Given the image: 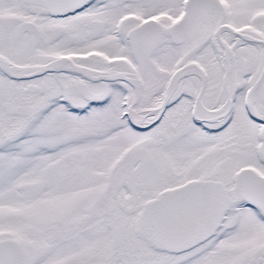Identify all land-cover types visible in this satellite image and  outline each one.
<instances>
[{"label": "snow or ice", "instance_id": "obj_1", "mask_svg": "<svg viewBox=\"0 0 264 264\" xmlns=\"http://www.w3.org/2000/svg\"><path fill=\"white\" fill-rule=\"evenodd\" d=\"M0 264H264V0H0Z\"/></svg>", "mask_w": 264, "mask_h": 264}]
</instances>
